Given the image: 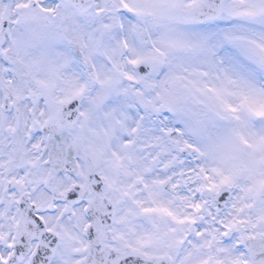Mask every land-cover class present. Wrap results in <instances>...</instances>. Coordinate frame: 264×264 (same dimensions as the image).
Wrapping results in <instances>:
<instances>
[{"label": "snow or ice", "instance_id": "snow-or-ice-1", "mask_svg": "<svg viewBox=\"0 0 264 264\" xmlns=\"http://www.w3.org/2000/svg\"><path fill=\"white\" fill-rule=\"evenodd\" d=\"M0 264H264V0H0Z\"/></svg>", "mask_w": 264, "mask_h": 264}]
</instances>
